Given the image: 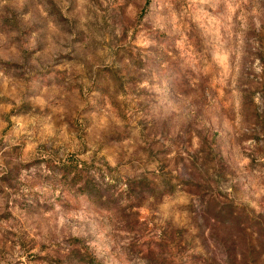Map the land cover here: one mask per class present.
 Masks as SVG:
<instances>
[{
	"label": "rangeland",
	"instance_id": "1",
	"mask_svg": "<svg viewBox=\"0 0 264 264\" xmlns=\"http://www.w3.org/2000/svg\"><path fill=\"white\" fill-rule=\"evenodd\" d=\"M0 264H264V0H0Z\"/></svg>",
	"mask_w": 264,
	"mask_h": 264
}]
</instances>
